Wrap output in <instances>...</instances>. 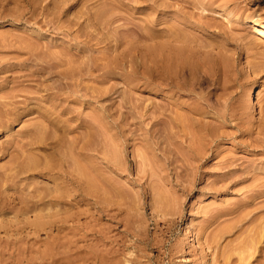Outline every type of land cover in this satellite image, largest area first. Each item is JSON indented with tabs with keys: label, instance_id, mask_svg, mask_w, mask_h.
<instances>
[{
	"label": "rangeland",
	"instance_id": "1",
	"mask_svg": "<svg viewBox=\"0 0 264 264\" xmlns=\"http://www.w3.org/2000/svg\"><path fill=\"white\" fill-rule=\"evenodd\" d=\"M196 1L40 0L49 8L35 11L28 0H0V10L7 14L0 22L5 42L0 47V105L59 103L73 107L81 120L100 119H93L100 125V156L114 148L122 169L126 167L101 165L102 188L108 183L128 193L129 202L122 193L116 197L122 223H100L114 239L107 248H119L121 260L127 257L131 263L136 256L141 264H264V231L259 227L264 224V194L259 193L264 189V44L247 21L264 25V0ZM97 12L104 20L98 13L91 23L90 14ZM81 21L94 38L87 39V52L76 64L95 56L102 67L113 57L116 63L107 72L101 67L72 76L73 83L71 75L64 79L68 65L63 60L78 53L73 36ZM66 25L76 28L70 33ZM174 52L183 55L186 67L178 66ZM56 60L60 66L54 68ZM48 87L67 95L47 101L43 94ZM80 88L101 94L93 99L98 93L90 92L89 99ZM252 93L254 101L249 100ZM80 118L71 123L77 125ZM1 119L0 147L5 145V151H0V167L5 169L20 147L21 129L41 121L35 114L8 119L9 124ZM80 129L70 137L84 131ZM10 139L13 145L7 149ZM229 160H234L233 169L224 173L231 168ZM157 194L163 203L156 204ZM102 195L108 197V192ZM128 219L131 233L123 225ZM253 230L262 233L256 238ZM249 239L261 243H252L256 248ZM127 259L123 261L129 263Z\"/></svg>",
	"mask_w": 264,
	"mask_h": 264
},
{
	"label": "bare ground",
	"instance_id": "2",
	"mask_svg": "<svg viewBox=\"0 0 264 264\" xmlns=\"http://www.w3.org/2000/svg\"><path fill=\"white\" fill-rule=\"evenodd\" d=\"M39 1L40 0H28V4H30L31 9L33 8L35 9V11L39 8H41V10L43 11L48 10L49 4H43ZM2 8L0 10V22H3L7 15L5 11L2 10ZM91 9H89L88 12H90ZM93 9L95 10V8ZM98 13L99 12L91 14L89 13L90 22L94 20L96 21ZM100 14L101 13H99V17ZM100 18L101 20L103 19L102 16ZM80 19L81 18L79 17V20ZM77 20L72 19L73 24H78L79 22ZM86 21L90 23L88 20ZM86 21L85 23L88 26V23ZM247 21H249L251 23V26L256 30L260 43L264 44V25L256 19H247ZM72 22H70L69 24H71ZM81 23L82 24H80L78 27V34H74V36H76H73L74 39L72 38L73 40H75L74 44H77V48L75 49H78V53H76V51L75 53H73V57H68L65 52H63V54L68 57L66 60H63L66 61L68 65V67L66 66L67 69L65 68V73L63 72L64 69L61 70L65 74L64 79H66L67 77H69L70 79L69 75H71L72 80V76H76L77 74L78 76L83 77L84 73L87 74L88 72V74H92V72H94L96 69L100 70L102 67L101 63H99L102 61L100 60L98 62L96 59L97 56H95L94 58L92 57V60H89V58L86 59L87 61L82 60V64L84 66L81 65V63L76 64L80 59L79 57L81 55L83 56L87 52L84 47V44L88 43L87 39L91 40V38H94L93 33L86 30L84 22L81 21ZM73 26H70L69 28V25H66L65 28H69V31L71 33L72 29L76 28H71ZM0 34H2V32ZM83 37L86 38L83 39ZM3 39L4 38L0 39V47L5 44V42H3ZM16 43L17 42H15V44L13 43L15 47L16 45L18 46V44ZM263 50L264 49H262V52H264ZM174 53L175 57L173 59H177V62H179L178 66H180V68L186 67L184 66V63L180 57L182 54H180L179 56V52L177 54L176 52ZM183 54L186 55V53ZM153 57L151 59H153ZM99 59L100 57H98V60ZM101 59L104 60V58ZM115 59L114 57L113 61H111L112 59L110 60L109 58L106 59L111 62L107 65L102 63L104 64L102 67V71L105 69L108 70L107 68L113 69V66L115 67V65L112 64L114 61L116 63ZM166 60L168 61V59ZM83 61L89 62L90 64L83 63ZM54 62H56L52 64L54 68L60 66L59 61L56 60ZM97 63H99L100 65ZM86 64L87 67L89 66L88 70H86ZM174 64L176 65L177 63ZM175 65H173V67H175ZM166 68L168 71V65ZM166 68L164 70H166ZM90 70L92 72L89 73ZM55 72L59 73L60 71ZM163 73H165V71H163ZM78 76L76 77L77 79L79 78L78 80H76L77 85H79L78 81L80 82V77ZM82 77L81 80H83ZM59 79H62V81L64 80L63 78ZM66 80H64L62 83L60 80L58 81H60L62 85H66L64 83ZM72 82L74 83V80H72ZM50 87H48L49 89L45 91V94H43V98L46 97L47 101H53L57 99L62 100V98L64 99L67 95V92L64 93L62 89L60 90V88H58L59 90L57 91H51ZM54 88L52 90H54ZM89 89L86 91H83V89H81L84 95L87 92V95L85 96H87L88 98L90 96V92L93 93L94 91L91 89L90 91ZM35 92L36 91H33V93ZM37 92H39V90ZM97 93L98 95H95ZM76 94L77 96L75 94L74 95L77 97V99H83L81 98V95H79V93ZM99 94H101V91L98 92V90L96 89V92L94 91L93 94L96 96V98L93 99H97V96L99 97ZM15 96L17 95L15 94L14 97ZM39 99L42 100V98L40 97ZM254 99V93L250 94L249 100L254 101ZM0 101L2 100L0 99ZM12 101L14 102V98L12 99ZM2 104L0 105V116L7 115L9 117L6 120L2 116L1 118L3 119L0 118L2 121L5 120L6 122H10L11 119L13 121H16L20 120V118L25 114H35V116L39 117V120L41 122L38 121L40 123L36 124L33 127L31 126L32 128L29 127L26 128V130L25 128L21 129L18 138L21 144H18L20 146L18 147V150L17 147L14 148L17 150L16 154H11V156L13 155L12 159L10 160L11 165L8 163L10 166L7 164L8 167L5 166L7 167L5 169H3L4 165H1L0 167V264H125L124 262L126 261L123 260L127 259V257L121 260V258L123 257L117 255L120 254L119 248L114 249V246H112L113 249L111 246V248H107L109 244L114 242V239L112 236L108 235L110 232L109 227H106L105 229L100 224L104 219L122 223L121 219H118L119 213L115 212V209L121 210V207H115V204L118 203V193H122L123 191L117 189L115 190L114 187L112 188L111 185H108V181L106 182L107 186L105 188H102L103 185H105V181H103L104 178H101V173L103 172V167L101 165L105 163L106 166L112 168L116 166L122 169V167L120 165L121 160L116 156L114 148H111V150H109L108 148L107 152L106 149L103 150L105 152H103V156L101 155L102 157L100 156L101 149L99 148V146L101 141L100 138L97 137V135H99L100 125L96 122L99 118L95 116L96 118L93 117L92 120L89 121H87L86 118H84L86 120H81V115H79V112H75L76 110H74L73 107L71 108V106L69 105L59 103H53V105L51 106L41 105L42 107L39 104H36L38 108H34L35 105L34 107L26 106L23 108L15 105L13 107H10V101H5L4 105ZM74 113L75 115H73ZM78 118H80L79 121H81H77L78 124L73 125L71 121H76L78 120ZM103 118L106 117H104L103 115L102 119ZM180 118L181 117L179 115L174 118V121L178 123ZM93 119H95L96 121L94 122ZM98 121H100V119ZM79 128H84V131H78L79 135L70 137L71 132L77 131ZM167 137L169 138V135ZM167 143H169L168 139ZM6 145H8L7 149H9L13 145L11 139L8 141V144L6 141ZM4 146L5 145H3V147H0V151L4 149ZM16 150H13V152ZM108 152L110 153V155ZM112 152L114 154H112ZM80 156H82L83 158ZM99 158H101V160H99ZM233 163L234 160H229V164L226 166L231 167ZM123 169H126V167H124ZM232 169L233 167H231L229 170H227V172L224 173H230ZM44 174H47L45 175L46 178L42 177ZM49 175L50 177L47 178ZM109 189L113 190L110 191ZM107 192L108 197H106V195H102V193L106 194ZM259 193L263 195L264 189H260ZM121 195V198L127 200L126 202H129L127 192H124ZM163 199L164 198L161 194H157L156 204H160V202L163 203ZM263 204L261 205V207H263ZM128 209L130 210V207H128ZM161 216L165 217L166 215L165 213H161ZM82 218L84 219L82 220ZM128 222L130 223L129 219L123 225H125L126 227L125 231L131 233V228L129 227L130 224ZM255 227L257 228V226ZM259 227L263 228V232L264 224L261 223ZM253 232L256 233V238H258L257 235L259 233H262L255 232L254 230ZM43 233H45V235L47 234L45 238L41 237V234ZM261 237L263 238L264 235H262ZM247 242H251L250 245L252 243L256 245L257 243H261H255V241L252 239H249V241ZM254 244H252L253 247L256 246H254ZM246 246L247 245H245V247ZM247 253H249V255L251 254V252ZM137 263L141 264V260L136 258V256L131 259V263L126 262V264Z\"/></svg>",
	"mask_w": 264,
	"mask_h": 264
}]
</instances>
